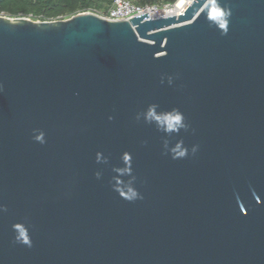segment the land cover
Wrapping results in <instances>:
<instances>
[{
	"label": "water",
	"instance_id": "obj_1",
	"mask_svg": "<svg viewBox=\"0 0 264 264\" xmlns=\"http://www.w3.org/2000/svg\"><path fill=\"white\" fill-rule=\"evenodd\" d=\"M0 264H264V0L0 14Z\"/></svg>",
	"mask_w": 264,
	"mask_h": 264
},
{
	"label": "trees",
	"instance_id": "obj_2",
	"mask_svg": "<svg viewBox=\"0 0 264 264\" xmlns=\"http://www.w3.org/2000/svg\"><path fill=\"white\" fill-rule=\"evenodd\" d=\"M139 3L144 0H136ZM113 0H0V13L31 19H66L90 10L106 12Z\"/></svg>",
	"mask_w": 264,
	"mask_h": 264
},
{
	"label": "built area",
	"instance_id": "obj_3",
	"mask_svg": "<svg viewBox=\"0 0 264 264\" xmlns=\"http://www.w3.org/2000/svg\"><path fill=\"white\" fill-rule=\"evenodd\" d=\"M192 1L193 0H144V2L139 3L136 0H113L111 6L104 13L97 10L86 12L116 20L129 19L141 13H148L149 19H156L181 14Z\"/></svg>",
	"mask_w": 264,
	"mask_h": 264
},
{
	"label": "clouds",
	"instance_id": "obj_4",
	"mask_svg": "<svg viewBox=\"0 0 264 264\" xmlns=\"http://www.w3.org/2000/svg\"><path fill=\"white\" fill-rule=\"evenodd\" d=\"M218 14V15H215ZM226 14L221 12L218 8H216L215 6H213L212 10L208 13L207 18L210 21H216L217 18H220L222 16H225ZM219 28L221 30H223V34H226V24L225 23H220L219 24ZM183 118L180 114H176L169 122L168 125L165 129L166 134H173V133H177L181 128H183ZM35 142L36 143H40L43 144V135L40 134L38 136H36L35 138ZM193 152H195V148L193 149ZM187 155V150H183L180 152V154L178 156H175L174 158H184ZM130 194H124V193H120L122 198L127 200L128 202H132L134 199L137 198V194L134 191L129 190ZM19 243H22L25 246L30 247V241L28 240V238L26 237L25 234H22L18 240Z\"/></svg>",
	"mask_w": 264,
	"mask_h": 264
},
{
	"label": "snow or ice",
	"instance_id": "obj_5",
	"mask_svg": "<svg viewBox=\"0 0 264 264\" xmlns=\"http://www.w3.org/2000/svg\"><path fill=\"white\" fill-rule=\"evenodd\" d=\"M215 15H218V14H215Z\"/></svg>",
	"mask_w": 264,
	"mask_h": 264
}]
</instances>
